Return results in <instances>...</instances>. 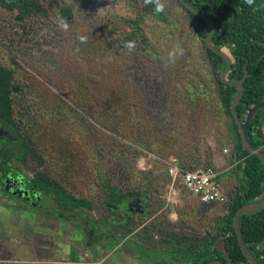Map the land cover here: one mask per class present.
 Masks as SVG:
<instances>
[{
	"label": "rangeland",
	"instance_id": "374dc122",
	"mask_svg": "<svg viewBox=\"0 0 264 264\" xmlns=\"http://www.w3.org/2000/svg\"><path fill=\"white\" fill-rule=\"evenodd\" d=\"M57 1L69 0H43L49 16L27 20L26 31L13 13L0 11V64L15 73L18 154L24 156L26 144L38 150L54 178L93 203L88 211L101 233L107 230L116 239L88 245L81 231L74 235L75 228L58 216L32 219L2 201L0 264H176L164 259L170 246L160 247L153 261L129 243L122 246L119 239L129 236L120 222L134 221L139 231L162 219L182 234L211 229L227 215L225 204L206 205L180 187L170 190L168 160L178 158L195 169L215 165V153L227 157L219 163L221 172L235 170L230 177L222 174L224 191L231 196L241 182L231 120L217 94L200 93L199 80H209L211 72L202 40L179 2L163 0L171 25L156 17L146 22L157 64L147 74L155 67L149 57L135 48L118 50L112 42L115 19L135 15L129 0H77L69 21ZM81 35L86 43H80ZM177 45L182 53L172 62L168 52ZM25 167L30 174L36 170L31 160ZM101 172L123 191L147 189L139 204L153 217L128 214V200L114 213L104 203ZM50 212L55 213L52 205ZM156 236L153 241L160 239Z\"/></svg>",
	"mask_w": 264,
	"mask_h": 264
},
{
	"label": "trees",
	"instance_id": "16d2710c",
	"mask_svg": "<svg viewBox=\"0 0 264 264\" xmlns=\"http://www.w3.org/2000/svg\"><path fill=\"white\" fill-rule=\"evenodd\" d=\"M75 1L77 0H69L66 3L65 1L63 3L58 1L56 2L61 11L62 17L68 21L73 19L74 13L72 5ZM129 1L133 7L135 15L130 18L115 19V23L113 24L114 27L111 30L112 42L116 49L125 50L127 49L125 47L126 42L132 41L135 45L134 48L140 51L144 58L149 57L150 64L155 63V50L146 34L145 25L149 18L156 17L170 26L171 21L168 17L169 15L166 10L157 14L154 11V4H145V0ZM186 10L193 19H201V17L196 13H193L187 8ZM0 11L13 13L16 24L19 27H22L25 31L31 30L25 26L27 20L49 16V11L44 6L43 0H0ZM120 20L121 22H119ZM31 32H28L27 35ZM207 49L213 57H218V55L210 48L207 47ZM156 65L157 64L155 63L154 67V64H152L150 71L147 74L154 73L157 68ZM151 77L153 76H150V78ZM209 77V80L206 78H201L199 80L198 83L200 86V93H205L206 98L209 97V95L211 96L213 93L217 94L223 105L225 113L228 114V117L231 120V127L235 139L234 156L237 157V171L239 170L242 180V182H240L241 186L234 189L231 196L229 195V200L227 201L228 206H226L228 214L221 219L222 221L216 222L215 226L211 229L194 232L184 231L185 233L182 234L174 229L171 230L169 225L162 219L150 221L139 231H136L137 228L134 221H130V223L129 220L124 222L121 221L120 224H124L123 227L128 226L126 236L128 235L129 238L125 239L123 236L119 240L122 246L129 243L133 246V248L136 247L137 250L143 252V254L150 259H154V257H156L160 247L170 246V248H172L171 253L181 255V257L185 260L191 261L192 264H209L214 260L234 264H250L239 245L233 223L236 212L242 206L252 204L254 197H264V165L256 154L250 153L243 146L238 126L231 111V103L237 95V88H226L225 84L218 77L216 70L214 71V74L212 71ZM207 84L211 87V90ZM15 85L14 71L0 64V120L12 129L15 128L18 132L16 114L13 105ZM245 85L247 91L238 106V113L243 118L245 117L247 111H249L257 103L264 100V77H261L260 72H258L252 76L251 79H248ZM250 91L251 93H249ZM196 94L199 95V93ZM156 118L159 119V115H156ZM263 120L262 110H260L255 115L249 129V138L251 142L260 148L264 144ZM19 136L21 138V135ZM24 154L25 158L27 160H31L32 164L35 166L36 170L34 172V183L40 191L45 192V195L49 197L55 198V200L61 202L66 207L79 208L81 210V217H85L88 214L86 217L88 220L94 218L88 211L93 208V203L85 198L76 197L64 186V184L54 178L44 167L45 158L38 150L26 144L24 146ZM106 156L107 155L105 153H102L101 159H105ZM104 162L105 161L101 160L100 168L103 167ZM180 163L185 169H194L195 167H190L191 165L185 166L182 162ZM205 166L214 165L209 163ZM102 173L106 175L101 178L100 182L101 190L104 193V203L105 205H111L110 207L113 208L112 210L114 213L118 212L116 210L121 208V205L124 204L125 200L132 201L135 199L139 200V198L145 199L148 194V191H146L147 189L143 188L123 191L111 182V179L108 177L106 172H101L100 176ZM223 173L230 175L235 173V170L224 171L222 174ZM157 183L159 182L157 181ZM157 206H162V204H157ZM146 209L147 210L144 215L152 218L153 216H149L150 211L148 208ZM126 211L130 215L134 214L128 209ZM135 214L142 216L140 213ZM104 222L105 225L106 223L112 224L110 219H105ZM83 226L84 225L82 223V227ZM241 229L247 246L251 251H255L253 246L264 242V212L242 216ZM105 231L104 235L106 238H104V241L105 239L112 240L113 236L109 235L107 230ZM157 233L159 234L160 237L158 238L160 239L158 241H153ZM96 238L99 239L98 237ZM169 253L170 251L167 254ZM254 254L257 259H259L260 264H264V258H260L259 255L257 256L256 252Z\"/></svg>",
	"mask_w": 264,
	"mask_h": 264
},
{
	"label": "flooded vegetation",
	"instance_id": "af4514ba",
	"mask_svg": "<svg viewBox=\"0 0 264 264\" xmlns=\"http://www.w3.org/2000/svg\"><path fill=\"white\" fill-rule=\"evenodd\" d=\"M177 1L187 13L193 33L202 40L204 56L211 72L213 71L214 74V71H217L218 77L226 88H237V95L239 93L238 84L245 78V96L247 91L246 81L258 72H260L261 77H264V0H255L252 5H249L247 0ZM189 6L204 14L202 16L196 13L201 19L192 18L186 8L193 13L195 12ZM208 42L221 53L214 51ZM207 47L216 53L218 57H213ZM14 129L0 120V202H8L15 213L27 214L32 219L43 220L44 217L50 215L58 216L59 219L75 228V230L73 229L74 235L77 233L75 231H81L86 237L88 245L95 239L97 240L96 237L103 241L106 236L101 233L95 218L88 220L86 218L88 214L81 217L79 208L66 207L55 198L45 195V192L38 189L34 183L35 173H28L25 167V162L28 161L25 154L23 157L18 154L21 138L17 130ZM262 150L264 151L263 148ZM240 186V183H238L237 187ZM263 199L264 197L261 196L254 197L253 203ZM139 203L140 201L137 199L129 201L126 210L128 209L131 213H146V208L141 207ZM227 204L228 202L226 206H228ZM51 205L55 207L54 214L50 212ZM116 211L122 212L120 209ZM262 212L264 210L258 213ZM119 214L124 217L121 213ZM224 214H228V209ZM81 222L84 225L83 227ZM115 239L116 237H113L112 240ZM263 248L264 242L253 246L255 251L251 252H256L257 256L264 258ZM168 255L164 259L173 260L176 264H192L191 261L185 260L179 254L170 251Z\"/></svg>",
	"mask_w": 264,
	"mask_h": 264
},
{
	"label": "built area",
	"instance_id": "2783aa9c",
	"mask_svg": "<svg viewBox=\"0 0 264 264\" xmlns=\"http://www.w3.org/2000/svg\"><path fill=\"white\" fill-rule=\"evenodd\" d=\"M261 148L264 149V144ZM167 162L172 192L176 187H180L196 196L203 204H225L229 200L221 181L222 172L218 167L202 166L196 169H185L178 158H172Z\"/></svg>",
	"mask_w": 264,
	"mask_h": 264
},
{
	"label": "water",
	"instance_id": "95a60500",
	"mask_svg": "<svg viewBox=\"0 0 264 264\" xmlns=\"http://www.w3.org/2000/svg\"><path fill=\"white\" fill-rule=\"evenodd\" d=\"M184 1V0H183ZM195 13L199 14V15H204L202 12L192 8L191 6H189ZM209 46L212 47V49L214 51H216L217 53H221L216 47H214L213 45H211L208 42ZM245 79V78H244ZM244 79H242L240 81V83L238 84V88H239V93L238 95L233 99L232 103H231V111L232 114L235 118L236 124L238 126L240 135H241V140L243 143L244 148L249 151L250 153H254L256 154L262 164L264 165V151L262 150V148L255 146L250 138H249V129H250V125L255 117V115L260 111V110H264V100H262L261 102L257 103L256 105H254L249 111H247L245 117H241L240 114L238 113V106L240 105L243 97H244V92H245V86H244ZM263 118H264V114ZM264 122V120H263ZM264 210V199L257 202V203H252V204H248V205H244L242 206L235 214L234 216V223L233 226L235 228L237 237H238V241H239V245L244 253V255L246 256V258L248 259V261L251 264H260L259 260L254 256V254L251 252V250L249 249V247L247 246L244 237H243V232L241 229V218L244 215H254L260 211ZM140 212V211H138ZM142 212H144V210H142ZM209 264H226L225 262H222L220 260H214L212 262H210Z\"/></svg>",
	"mask_w": 264,
	"mask_h": 264
},
{
	"label": "clouds",
	"instance_id": "9594fccd",
	"mask_svg": "<svg viewBox=\"0 0 264 264\" xmlns=\"http://www.w3.org/2000/svg\"><path fill=\"white\" fill-rule=\"evenodd\" d=\"M254 2H255V0H247V3L249 5L254 4ZM145 4H154V11L157 14L162 13L165 10V4L163 3V0H145ZM62 27L67 29L68 25L63 24ZM78 39H79L80 43H86L87 42V36L81 35L78 37ZM134 46H135L134 42H132V41H128L125 44V47L129 50V52H131V50L134 48ZM181 53H182V49L180 48L179 45H177L174 49H172L168 52V59L170 61L174 62L175 57ZM141 166H143L142 162H141ZM215 204H217V203H215ZM206 205H211V204H206ZM220 205H223V204H220ZM225 205H226V203H225Z\"/></svg>",
	"mask_w": 264,
	"mask_h": 264
},
{
	"label": "crops",
	"instance_id": "0c3cea01",
	"mask_svg": "<svg viewBox=\"0 0 264 264\" xmlns=\"http://www.w3.org/2000/svg\"><path fill=\"white\" fill-rule=\"evenodd\" d=\"M262 114H263V112H262ZM225 150H227L225 153L227 154L229 151V149H227V148H224ZM221 154V153H220ZM220 154H218V153H215V156H214V163H215V165L214 166H216V167H218L219 168V163H224L226 160H227V157L226 156H223L222 154L220 155ZM226 163H227V161H226ZM237 163V161L234 163V164H236ZM231 176V174L229 175V177ZM227 194V193H226ZM228 196H229V193L227 194ZM213 205H216L215 203L214 204H212V206ZM220 205V204H219ZM223 206H225V205H223ZM227 211V209H226V207H225V212ZM224 212V213H225Z\"/></svg>",
	"mask_w": 264,
	"mask_h": 264
}]
</instances>
